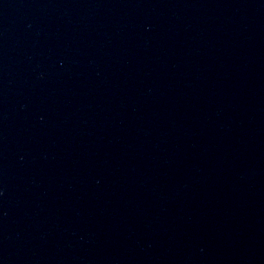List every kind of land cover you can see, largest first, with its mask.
I'll return each mask as SVG.
<instances>
[{
    "label": "water",
    "instance_id": "water-1",
    "mask_svg": "<svg viewBox=\"0 0 264 264\" xmlns=\"http://www.w3.org/2000/svg\"><path fill=\"white\" fill-rule=\"evenodd\" d=\"M0 264H264V0H0Z\"/></svg>",
    "mask_w": 264,
    "mask_h": 264
}]
</instances>
